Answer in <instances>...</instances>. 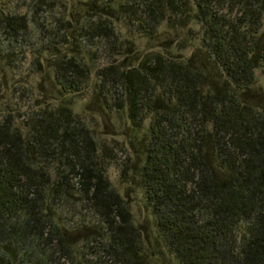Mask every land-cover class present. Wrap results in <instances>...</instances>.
<instances>
[{"label":"trees","instance_id":"16d2710c","mask_svg":"<svg viewBox=\"0 0 264 264\" xmlns=\"http://www.w3.org/2000/svg\"><path fill=\"white\" fill-rule=\"evenodd\" d=\"M127 2L138 6L143 34L153 36L167 21L186 42L181 30L194 23L201 45L188 59L150 52L137 66L98 68L105 107L126 109L122 128L134 154L122 177L142 189L154 223L133 219L109 181L105 145L65 101L20 119L6 113L0 116V264L72 259L76 243L85 241L74 240L75 232L95 228L121 264H264V108L253 94L255 71L264 66V0ZM97 28L120 55L126 41L116 27ZM29 30L25 13L0 8V52ZM60 38L21 51L38 61L52 52L58 90L74 97L92 70L63 53ZM4 60L0 55V94ZM115 78L119 99H113ZM83 212L97 220L83 219L75 229L62 221Z\"/></svg>","mask_w":264,"mask_h":264},{"label":"rangeland","instance_id":"374dc122","mask_svg":"<svg viewBox=\"0 0 264 264\" xmlns=\"http://www.w3.org/2000/svg\"><path fill=\"white\" fill-rule=\"evenodd\" d=\"M126 3L127 0H0V8L25 13L30 20L27 38L2 47L0 52L5 58L4 63L8 64L7 82L0 94V116L13 113L20 119L21 115L36 108L46 105L49 107L51 104L65 101L90 129L97 144L105 145L107 159L111 164L108 178L112 187L125 198L136 223L146 224L154 223V218L142 189L122 177L124 162L132 159L134 154L122 128L126 109L109 110L105 107L98 68L110 64L117 67L120 65L121 69L126 64L137 66L150 52L173 55L174 59H188L201 45L198 39V25L194 23L188 26L192 29L187 27L181 30V33L186 34V42L182 41V35L173 30L167 21L162 23L153 36L143 34L136 26L140 16L138 6ZM105 24L115 26L118 39L126 41L120 55L116 54L113 47L110 49L114 46L112 40L96 33L99 30L97 25ZM60 36L63 43H60L59 47L63 53L74 54L83 59L92 70L86 88L74 97H66L58 90L52 52L45 50L44 57H40L38 61L32 52L21 51L34 41L44 46ZM255 75L253 94L256 99H260L264 108L263 65L256 69ZM115 81L116 78L111 85L114 91L113 99H119L122 92ZM83 219L95 222L97 217L88 212L70 218L62 217V221L70 229H73V226L75 229ZM84 233L88 235L85 236ZM101 233L102 230L98 233L96 228L95 231L75 232L74 240L84 238L85 241L76 243L78 250H75L73 258L62 256L52 264H121L107 252Z\"/></svg>","mask_w":264,"mask_h":264}]
</instances>
